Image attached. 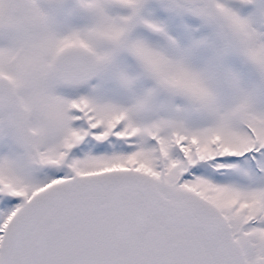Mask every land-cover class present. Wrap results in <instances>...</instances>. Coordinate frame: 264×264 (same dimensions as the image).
<instances>
[{"label":"snow or ice","instance_id":"1","mask_svg":"<svg viewBox=\"0 0 264 264\" xmlns=\"http://www.w3.org/2000/svg\"><path fill=\"white\" fill-rule=\"evenodd\" d=\"M0 264H264V0H0Z\"/></svg>","mask_w":264,"mask_h":264}]
</instances>
